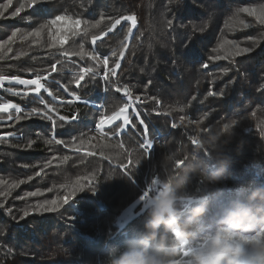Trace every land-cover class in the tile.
I'll list each match as a JSON object with an SVG mask.
<instances>
[{"label": "trees", "instance_id": "obj_1", "mask_svg": "<svg viewBox=\"0 0 264 264\" xmlns=\"http://www.w3.org/2000/svg\"><path fill=\"white\" fill-rule=\"evenodd\" d=\"M5 2L0 0V3ZM21 2L24 0H14L13 7ZM261 6L264 0H51L38 14L25 8L16 18H0V43L6 41L12 31L21 29L13 42L0 50V55H4L8 47L12 49L7 52V58L0 59V74L33 79L37 73L47 75L50 65L61 61L57 71L41 81L51 92L49 95L42 89L39 94L49 108L39 103L33 92L22 98L0 89L3 101L18 104L24 112L39 108L52 117L48 120L34 116L14 127H9L11 122L0 124V136L16 133L15 137L7 138V142L0 141V180L8 182L0 184V192L7 193L0 196V204L4 205L0 208V264H108L110 252L116 254L127 240L141 235L149 213L139 197L152 180L159 177L165 181L182 174L189 165L201 162L207 165V172L215 171L219 152L230 160L226 179L209 184L198 170L190 173L184 188L178 189L189 203L187 209L181 205V221L190 215L192 206L208 202L207 213L197 221L193 237L186 245L189 250L200 243L201 237L215 226L223 210L233 201H246L254 188L264 187V137L257 128L264 121V26L246 13L237 15L239 8ZM132 13L136 15L137 26L120 59L117 75L109 77L108 83L102 76L92 79L90 74L81 73V69L86 68L104 73V67L90 56L81 59L76 55H61L64 51L78 52L83 44L86 53L95 49L101 57L109 56L108 67L111 68L119 58L120 41L127 34L130 22L122 21L96 45L91 43L92 36L106 31L110 24L107 17ZM65 14L81 18L79 29L70 21H60L50 29H43L39 37L22 39L47 19ZM101 14L104 20L100 19ZM84 20L89 25L99 21V26L91 28ZM168 20L173 21L172 28L167 26ZM240 20L251 26L244 28ZM201 27L205 28L203 32L199 31ZM74 31L79 34L73 35ZM53 36L64 37L62 47L58 42L56 47H49L54 42ZM249 37L259 40V46L250 54L236 57L235 63L229 59H208L232 50L231 45H225L219 53L213 51L225 40L252 47ZM113 50L117 51V57L111 56ZM203 64L208 66L204 68ZM82 74L84 79L78 86L76 81ZM60 85L67 87V93ZM124 85L133 90V96L143 100L139 105L141 117L148 123L154 140L149 154L139 148L143 138L138 134L140 125L135 116L132 122L136 128L128 125L119 136L113 133L122 120L105 126L106 136L94 131L101 116L111 115L125 104L127 97L115 91L116 87ZM209 90L213 93L223 90L224 96H207ZM70 94L81 99L75 101ZM194 95L195 101L191 99ZM157 112L160 115H156ZM76 113L80 118L75 123L59 119ZM182 116L186 117L183 125ZM188 120L198 123L189 124ZM233 120L237 125L225 133L223 125ZM173 123L176 128L171 127ZM193 129L199 132L200 140L210 134L218 135L219 140L214 145H193L189 139L190 135H197ZM201 129L209 131H199ZM73 137L76 138L75 148L71 146ZM28 140L35 141L30 149L25 147ZM47 140L53 143L48 144ZM56 140L64 143L58 144ZM121 143L123 148L119 147ZM129 152L133 161L140 160L138 166L133 164L129 169L131 178L120 167L122 162L127 163ZM206 156L212 160L208 161ZM49 160H52L51 165ZM177 160L183 163L177 166ZM37 172L40 175L37 176ZM21 180L25 183L8 187ZM78 182L85 185L86 190L77 191L66 205L57 211L35 212V206L45 201L57 200L60 204L64 196L77 189ZM31 192L37 194L29 196ZM138 202L141 204L135 208L136 215L124 222L126 210ZM9 208L11 214L7 213ZM26 209L30 211L29 216L19 220ZM185 253L181 260L187 257Z\"/></svg>", "mask_w": 264, "mask_h": 264}, {"label": "snow or ice", "instance_id": "obj_2", "mask_svg": "<svg viewBox=\"0 0 264 264\" xmlns=\"http://www.w3.org/2000/svg\"><path fill=\"white\" fill-rule=\"evenodd\" d=\"M51 2V0H24V2H21L18 4V6L13 7L14 5V0H6L5 3H0V18H4V19H8V18H16L19 16V14L25 10V8L27 9H31L33 10L34 13H40L41 10L43 9V7L47 4H49ZM170 2H173V0H170ZM176 2H179V0H176ZM12 8L13 10L11 12H9L8 10ZM246 13L248 16L253 17L256 21V23H258L259 25L264 26V6H261L259 9H257L256 7H242L239 8L237 10V15L238 13ZM7 13V15H5ZM101 20H104L105 17L103 14H101L100 17ZM107 19L110 21L109 26L107 27L106 31L101 32L99 35H94L92 36L91 39V43L93 45H96L98 40H101L103 37L107 36L109 33L114 32L117 29V26L121 25L122 21H129L130 22V26L127 28V34L124 36L123 40L120 41L121 47L119 50V58L116 59L113 62V66L111 68L108 67L109 65V56H103L101 57L98 53L95 52V49H93L92 52L90 53H86L84 52V45L81 44L80 47V51L78 52H74V53H70L67 51L61 52V55L66 56V57H70L73 55L76 56H80L81 59L84 58V56H90V58L93 61H96L98 65H102L105 69L104 73L101 74L98 71H94L92 68H86V69H81V73H88L91 75L92 79H96L97 77H101L103 78V80L108 83L109 82V77H115L117 75V69L120 68V59H122L125 55V50L128 49L129 47V39L132 37L133 34V29L136 28L137 26V18L136 15L134 13L132 14H126V15H121L119 17H107ZM60 21H65L71 22V25L76 28L79 29V26L82 23L81 18L77 17V18H72L65 15H56L51 19H47L44 23L40 24L39 27L35 28L33 31L28 32L24 37H22V39H27V37L29 36H33V37H39L41 35V32L43 29L45 28H49L50 26H55L58 22ZM83 23L85 25H88L91 28H97L99 26V21L97 23L94 24H90L89 22L84 20ZM239 23L241 25H243L244 28H249L251 25H249L248 23H245L243 20H240ZM167 26L169 28L173 27V21L172 20H168L167 21ZM195 27V26H193ZM206 27V26H205ZM205 30L204 27H201L199 29L200 32H203ZM21 29L17 28L16 30L11 32V35L8 37V39L6 41H4L3 43H0V50H5V45L9 44L11 42H13L14 38L17 37V33L20 32ZM84 34L86 35L88 32V27H86L85 29H83ZM51 34V33H50ZM79 34L78 32L74 31L73 35H77ZM53 43L49 45V47H56L57 46V42L60 44V46L62 47L63 44L65 43V39L64 37L60 36H53ZM249 40H252L253 46L252 47H241L239 43L235 42V41H231V40H225L223 41L220 45L219 48L214 49V52L219 53L220 51L225 49V45H231L232 46V50H227L225 51V54L223 56L217 54L214 56H209L208 59L210 61H216V60H221V59H229L231 62L235 63V58L239 57V56H243L246 54H250L255 50V47L259 46L260 41L256 40L252 37L248 38ZM12 49L10 47H8L6 49V51L4 52V55H0V59H5L7 58V52H11ZM111 56L112 57H117V51L113 50L111 52ZM14 58H18V57H14ZM61 61L60 60H56L55 63H52L50 65L51 71L47 73V75H40L39 73H37L35 75V77L33 79H24L21 78L19 75H3L0 74V89H3L5 92L11 94L12 96H20L22 98H26L29 94V92H33L36 94V98L39 100V103L44 104L46 108H49V105L47 104V102H45V100L43 99L42 96H40V92L43 89L45 92H48L49 95H51V92H49V89L47 87H45V84L41 83L42 80H47L48 76H50L52 73L57 71V65H60ZM208 65L207 64H203L202 67L206 68ZM29 73H31V69L28 70ZM141 71H143V69H141ZM225 75L227 74V70L224 73ZM84 79V75H80L79 78L77 79L76 83L79 86V81ZM7 83V85H9L8 87L5 86V84ZM149 84H151V81L148 82ZM17 86H24L23 88H19ZM34 86V87H32ZM61 87L64 88V91L67 93L68 89L66 86L64 85H60ZM262 88H264V86H262ZM260 89H258L259 91ZM105 91H108V88H105ZM116 92H121L123 93L127 99L131 102L132 101V97L130 94V90L128 85H124L122 88L121 87H116L115 88ZM74 96V100L75 101H79V99H81L79 96H76L75 94H70ZM220 96L223 97L224 96V91L221 90L219 92L213 93L211 90L208 91L207 96ZM53 99H57V97H53ZM152 100H155L157 104H159V100H157L155 97L151 98ZM193 101H195L197 99V97L194 95L191 98ZM0 101H3V97H0ZM135 102H141V98L139 96H137L135 98ZM202 102V101H201ZM131 107V103H125L123 106H121L119 108L118 111L113 112L111 115L108 116H101L98 120V122L96 123L95 127H94V131L99 133L101 136H106L108 135V133L105 131V126L106 125H111L113 124V122L117 121V120H121L122 119V124L117 126V131L115 133H113V135L119 136L120 135V131L121 130H126V127L128 125H131V127L133 129L136 128V124L132 122V119L129 117L128 115V108ZM51 110V109H50ZM0 113H3L5 115H0V124H8V122H11L9 124V127H14L15 124L19 123L21 120L24 119H30L31 117L34 116H40L42 119H48V120H52V117L50 115H47L46 112H43L41 109L39 108H31L30 111L24 112V110L16 103H12L10 101H3L0 102ZM23 113V115L21 114ZM133 115L135 116L136 120L138 121L139 125H140V131H139V135L142 136L143 138V142L139 143V148L143 149L145 153H151L152 149L154 148V140H153V135L150 132V128L148 123H146L145 119L141 117V114L139 111H137L135 108H133ZM156 115H160L159 112L156 113ZM79 113H76L74 115H72L71 117L68 116H60L59 119L61 121H65L67 123H75L79 120ZM186 117H181L180 121L181 124H184ZM189 124H197L198 121L196 120H188ZM237 121L233 120L231 124H224L223 125V131L225 133L230 132L234 126L237 125ZM61 127H63L64 125L61 124ZM53 127L55 128V121H53ZM172 128H176L177 125L175 123H173L171 125ZM257 128H259V134L264 137V121H261L260 124L257 125ZM89 131H92V129H90ZM193 132H197V135H190L189 139L191 140V143L193 145H200L201 144V140L198 138L199 132L197 131V129H193ZM199 131H203V132H208L209 129H201ZM81 135H85V133H81ZM16 133L15 132H8L2 136H0V141H4L7 142V138L9 137H15ZM73 144L71 145L72 147H76L75 145V140L76 138L73 137ZM48 144H52L53 140H47L45 141ZM58 144L64 143V141L61 140H56L55 141ZM35 143L34 140H28L27 144L25 145V147L27 148H32L33 144ZM81 144L84 143L83 140L80 141ZM66 147L68 145H65ZM119 147L123 148L124 145L123 143H121L119 145ZM77 151H79V148L76 149ZM209 152L211 151L210 149L208 150ZM55 159V158H53ZM65 161L68 159L67 156H65L63 158ZM169 160L172 159V157H168ZM206 159L208 161L212 160V157H208L206 156ZM181 163H183V161H176V165L179 166ZM48 164L51 165L52 164V160L48 161ZM133 164H135V166H138L140 164V160H136L133 161L131 159V153L129 152L127 155V163H121L120 167L123 171V173L125 175H128L129 178L132 177L131 172L129 171V169L133 166ZM25 167H27V165H25ZM41 171H43V168L41 169ZM36 175H40V172H37ZM29 180L32 179L31 176L28 177ZM92 180L95 179V176L91 177ZM162 180L159 177H156L152 180L151 184L148 186L147 189H145L143 191V193L141 194V196L139 197V201H144V208L148 207L149 202L153 199L154 194H156L157 192L160 191L161 187H162ZM25 183L24 180L21 181H17V182H13L12 184L8 185L9 188L12 187H18L19 184ZM0 184H8L7 181H3L0 180ZM88 187L90 188V184L88 185ZM86 190L85 185L80 184L78 182L77 184V189H75L73 192L69 193L67 196L63 197V200L61 201L60 204L57 203V200H51V201H45L42 204H37L35 206V212L36 213H40V212H52V211H57V209L59 207H61L62 205H66L72 196L76 195V192H82ZM49 191H51V189H49ZM91 192H95V190H91ZM37 193L36 192H31L28 193L29 196H35ZM7 193L5 192H0V196H6ZM20 199H23V197H20ZM4 205L0 204V208H3ZM12 209L9 208L7 209V213L11 214ZM30 214V211L28 209L23 211V214L21 216H19V220H24L26 219ZM13 219L15 220L16 217H13ZM19 220H17V222H19ZM260 235H264V231H262L261 233L249 237V239L251 240H256L260 237ZM9 252H11V249H8ZM183 256L186 255V253L182 254Z\"/></svg>", "mask_w": 264, "mask_h": 264}, {"label": "clouds", "instance_id": "obj_3", "mask_svg": "<svg viewBox=\"0 0 264 264\" xmlns=\"http://www.w3.org/2000/svg\"><path fill=\"white\" fill-rule=\"evenodd\" d=\"M129 90L135 100L133 90ZM218 140V135L210 134L201 139V144L214 145ZM216 163L215 171L207 172V165L201 162L162 181L161 190L146 208L149 216L141 235L127 240L116 254L110 252L108 264H185V260L187 264H264V235L256 240L249 239L264 229V187L254 188L246 201H233L197 246L190 250L186 247L197 221L208 211V202L201 201L192 206L190 215L181 221V205L187 209L189 203L178 189L184 188L190 173L198 170L209 184L226 179L229 157L219 152ZM185 252L187 257L181 260Z\"/></svg>", "mask_w": 264, "mask_h": 264}, {"label": "rangeland", "instance_id": "obj_4", "mask_svg": "<svg viewBox=\"0 0 264 264\" xmlns=\"http://www.w3.org/2000/svg\"><path fill=\"white\" fill-rule=\"evenodd\" d=\"M260 8V7H259ZM258 8V9H259ZM142 100V99H141ZM135 100L132 98V101L130 102L129 100H128V102L127 103H131V107H129L128 108V115H129V117L132 119V116H134L133 115V108H135L137 111H139V112H141L140 111V106H139V103L138 102H135V103H133ZM137 105V106H136ZM133 107V108H132ZM131 109V110H130ZM141 114V113H140ZM122 120V119H121ZM118 121H120V120H117V121H115V122H113V124H115V123H117ZM113 124H111V125H113ZM107 126V125H106ZM109 126V125H108ZM156 194H154V196H155ZM144 201H142V204L144 205ZM139 204H141V203H139ZM138 204V205H139ZM136 204L135 205H133V206H131V207H129L127 210H126V212L124 213V215H123V219H124V222H126L127 220H129V219H131V218H133L135 215H136V211H135V208H136ZM144 208V207H143Z\"/></svg>", "mask_w": 264, "mask_h": 264}, {"label": "water", "instance_id": "obj_5", "mask_svg": "<svg viewBox=\"0 0 264 264\" xmlns=\"http://www.w3.org/2000/svg\"><path fill=\"white\" fill-rule=\"evenodd\" d=\"M121 93V92H120ZM121 94H123V93H121ZM124 95V94H123Z\"/></svg>", "mask_w": 264, "mask_h": 264}, {"label": "bare ground", "instance_id": "obj_6", "mask_svg": "<svg viewBox=\"0 0 264 264\" xmlns=\"http://www.w3.org/2000/svg\"><path fill=\"white\" fill-rule=\"evenodd\" d=\"M137 106V105H136ZM133 108V107H132Z\"/></svg>", "mask_w": 264, "mask_h": 264}]
</instances>
